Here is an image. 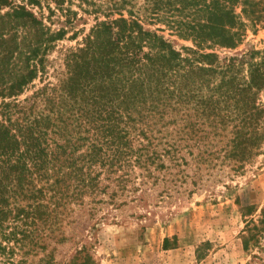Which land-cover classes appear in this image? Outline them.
Listing matches in <instances>:
<instances>
[{"label":"trees","instance_id":"16d2710c","mask_svg":"<svg viewBox=\"0 0 264 264\" xmlns=\"http://www.w3.org/2000/svg\"><path fill=\"white\" fill-rule=\"evenodd\" d=\"M73 3L95 22L46 80ZM261 24L264 0H0V264H54L68 226L136 200L118 195L193 146L235 172L263 153L264 47L216 52ZM249 213L245 264H264V205Z\"/></svg>","mask_w":264,"mask_h":264},{"label":"rangeland","instance_id":"374dc122","mask_svg":"<svg viewBox=\"0 0 264 264\" xmlns=\"http://www.w3.org/2000/svg\"><path fill=\"white\" fill-rule=\"evenodd\" d=\"M72 9L77 16L49 52L46 80H55L67 50L77 46L95 22V15L79 9L77 3ZM62 22L56 20L51 26L59 28ZM163 32L178 48L193 44L166 27ZM255 47H264V24L247 28L236 48L219 47L216 52L219 59L228 60ZM30 93L27 90L22 97ZM197 148L186 154L185 163L166 161L170 169L156 171L159 181L153 188L135 184V192L118 195L119 200L133 196L136 200L114 209L105 204L98 213L105 218L79 217L67 227L68 239L57 246L54 264H69L71 259L77 264H245L250 258L242 242L247 210L257 217L264 205V152L235 172L234 160L199 159ZM137 172L131 179L140 181Z\"/></svg>","mask_w":264,"mask_h":264}]
</instances>
